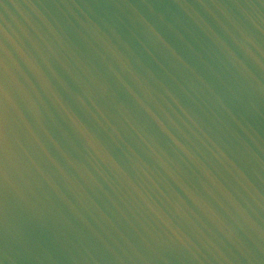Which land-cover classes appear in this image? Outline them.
<instances>
[{
    "label": "water",
    "instance_id": "water-1",
    "mask_svg": "<svg viewBox=\"0 0 264 264\" xmlns=\"http://www.w3.org/2000/svg\"><path fill=\"white\" fill-rule=\"evenodd\" d=\"M0 264H264V0H0Z\"/></svg>",
    "mask_w": 264,
    "mask_h": 264
}]
</instances>
